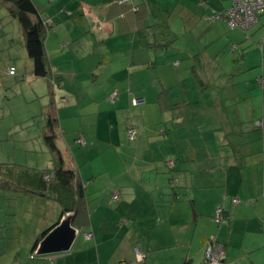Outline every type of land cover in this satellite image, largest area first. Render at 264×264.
Wrapping results in <instances>:
<instances>
[{"label": "crops", "instance_id": "obj_1", "mask_svg": "<svg viewBox=\"0 0 264 264\" xmlns=\"http://www.w3.org/2000/svg\"><path fill=\"white\" fill-rule=\"evenodd\" d=\"M78 1L70 0V8L64 0H33L48 25L47 56L79 39L57 27L65 15L79 9ZM81 2L79 12H84L82 20H88V28L80 32L90 37L102 64L118 65L120 75L112 78L118 80L122 92L112 99L110 77L101 74L108 86L91 101L98 106L96 110L86 114L77 94L63 96V104L56 107L57 127L65 135L57 146L67 166L78 173L74 190L81 186L84 190L81 218L69 213L74 214L72 225L78 235L69 252L37 256L43 233L68 214L54 193L45 194L46 176L53 177V172L10 174L5 182L8 213L24 216L33 229L25 233L28 238L17 237V247L0 249V264H206V247L213 239L223 251L220 264H264V15L242 31L231 29L222 17L232 0H136L133 5L123 0ZM73 60L63 59L60 64L70 65ZM48 61L52 75L57 66L49 56ZM213 81L223 86L224 91L215 95L223 101L219 105L234 110L235 125L250 134L245 138L248 151H235L232 161L213 152L195 155V149L203 143L208 148L209 141L192 139L191 127L183 126L185 136L166 130L167 114L173 118L169 131L179 132L178 121L192 107L188 101H176L175 96L181 94L173 95L171 90L180 85L187 95L193 84H200L198 92L209 94L208 84ZM201 100L206 102V98ZM117 110L129 126L126 133L137 129L133 144L126 145L130 156L123 155V150L111 162L99 161L101 165L95 166L88 147L108 142L96 136L102 129L100 122L94 125L95 133L90 124L85 132L69 127L81 115H105L111 121ZM109 125L104 128L117 133L119 125ZM115 138L111 137L109 147L121 145ZM229 143L231 149L239 145ZM221 207L229 215L218 225L215 216ZM8 240L13 243L12 238ZM0 243L7 244L1 235ZM136 249L146 255L143 262L137 261Z\"/></svg>", "mask_w": 264, "mask_h": 264}, {"label": "rangeland", "instance_id": "obj_2", "mask_svg": "<svg viewBox=\"0 0 264 264\" xmlns=\"http://www.w3.org/2000/svg\"><path fill=\"white\" fill-rule=\"evenodd\" d=\"M70 4V0H64V5H69L72 8ZM77 7L79 9L70 15H65L66 19L59 21L57 27L58 31L65 33V35L75 33L79 36V39L69 42L66 47L58 48V52L56 50L48 52L50 61L53 60L57 69L52 68L53 74L49 79H45L34 75L33 60L28 55L20 21L9 12L8 5L0 0V235L5 238L6 243L9 242V238H12L11 241L13 242L12 244L0 243L1 250L2 247H8L9 245L13 248L17 247V237L26 239L28 237L25 233L33 229H29L28 221L24 219V216L17 218V215L14 216L8 213V192L5 191L7 188L6 177L10 174L24 172H40L46 175L54 170L55 155L46 143V135L49 133L47 122L50 112L57 114V104L64 101V98H73L74 94H77L79 105H81L82 110H85L86 114L89 111L96 110L98 106L91 101L97 98L100 92L108 86V84H103L106 77L101 76V74L110 77L108 81L112 84L114 90L112 99L117 98V94L122 92L119 91L118 80L112 78L120 72L117 69L118 65L111 64V67H108L106 64L101 63L98 58V49H94L89 42L90 37L86 38L80 32L88 28V20L84 18L82 20L84 12H79L83 7L81 0L78 1ZM132 12L137 11L133 8ZM119 17H122V15L120 14ZM73 37L75 38V36ZM54 53H58L62 57H57ZM63 59L74 60L70 65H62L60 61ZM11 69L15 70V74L10 73ZM63 74L64 79L61 80L60 76ZM156 87L160 88L159 84ZM200 87V84H193L187 95L182 93L181 90L183 89L180 85L171 90L173 95L181 94V96H175L176 101H188L192 103V107L178 121L177 129L180 130L179 132L169 131L170 125H173V118L167 114L166 130L168 133L172 132L170 135L173 136L174 132L176 136L178 134L182 136L184 134L185 136V131H181L183 126H186L187 130L191 127L189 133H191L192 139L201 138L209 141L208 148L203 143L200 149H195V155L198 154V151L204 154L213 152L214 155L220 154L227 158L226 160L232 161L234 160L235 151H248V143L245 142V138L250 134L241 131L235 125L234 120L236 121L237 117L234 116V110L228 111L219 105L223 101L219 100V96L215 98V95L217 91L223 88L220 82L214 83L213 81L208 84V92H211L209 94H200L198 92ZM222 91L224 90L222 89ZM211 97H214L213 100H211ZM202 98H206L205 103L210 105L206 107L201 100ZM215 103L217 105L212 106ZM127 104L128 113H131L130 117L133 118V108L130 102ZM118 113H120V110L115 111L113 115L116 116L111 121H108L105 115H102V117L81 115L69 127V130L75 128L82 129L85 132L83 129L89 127L86 124H90L95 133L94 125L96 126L100 122L102 129L95 135H99L102 138L101 140L108 142H103L94 148L88 147V150L85 146H78L79 150L88 151L90 157L96 161L95 166L99 167L101 165L98 164L99 161L107 160L111 162L115 156L119 157V153L123 150V155L130 156L126 151V145L134 142L135 138L130 139L128 133H126V128L129 126H125V119L119 116ZM109 123L112 124V127L119 125L117 133L104 128V126L111 128ZM120 131L122 133L118 134ZM56 132L55 140H57V145L60 146V140H64L65 135L60 132L57 126ZM76 136H80L79 133ZM111 137H116L115 140H119L118 142L121 145L119 147H109ZM230 141L240 146L231 149L230 146H227ZM20 228L23 233L19 232ZM80 235L83 237L84 232L80 231ZM26 246H30V244H19L21 248Z\"/></svg>", "mask_w": 264, "mask_h": 264}, {"label": "trees", "instance_id": "obj_3", "mask_svg": "<svg viewBox=\"0 0 264 264\" xmlns=\"http://www.w3.org/2000/svg\"><path fill=\"white\" fill-rule=\"evenodd\" d=\"M1 1L8 5L9 12L20 21L24 32L26 49L29 57L33 60L34 75L36 77L49 79L51 77V70L45 46L48 25L39 15L33 0ZM57 122V115L54 112H50L47 122L49 133L46 135V143L48 148H50L55 155V160L53 177L48 182L45 180L47 183L45 189H48L45 194L47 196L52 195V193L55 194V198H57L64 207V214L74 213L75 218H81L79 212L81 209L79 207L84 199V190L82 186L80 190H74L78 186L75 184L78 173L67 166L66 157L56 144ZM233 205L236 204L233 202ZM221 208L224 212V218L226 219L229 213L224 210V207ZM45 234L46 233H43L42 237L45 236ZM38 243L35 245V249Z\"/></svg>", "mask_w": 264, "mask_h": 264}, {"label": "built area", "instance_id": "obj_4", "mask_svg": "<svg viewBox=\"0 0 264 264\" xmlns=\"http://www.w3.org/2000/svg\"><path fill=\"white\" fill-rule=\"evenodd\" d=\"M135 0H123V3L130 4ZM261 15H264V0H232V6L228 9L223 15V19L227 22L228 26L231 29H239L246 31L253 27ZM11 74H15V70L11 69ZM261 82V81H260ZM137 104L138 102L135 101ZM131 140L137 137V129L129 128L127 131ZM135 140V139H134ZM82 144H85L84 140H81ZM46 180L50 181L51 176H46ZM118 195H114V200H118ZM238 201L235 200L234 204H237ZM224 212L222 208H219L216 213L215 222L218 225L224 223ZM91 235H88L87 238H90ZM137 261L143 262L146 258V255L143 254L139 249L135 250ZM222 248H218L217 242L213 239L211 240L205 251V261L206 264H220L222 256Z\"/></svg>", "mask_w": 264, "mask_h": 264}, {"label": "water", "instance_id": "obj_5", "mask_svg": "<svg viewBox=\"0 0 264 264\" xmlns=\"http://www.w3.org/2000/svg\"><path fill=\"white\" fill-rule=\"evenodd\" d=\"M73 217L74 214L66 215L45 235L38 246L37 256L67 253L71 250L78 235V230L72 225Z\"/></svg>", "mask_w": 264, "mask_h": 264}, {"label": "clouds", "instance_id": "obj_6", "mask_svg": "<svg viewBox=\"0 0 264 264\" xmlns=\"http://www.w3.org/2000/svg\"><path fill=\"white\" fill-rule=\"evenodd\" d=\"M135 1H136V0H135ZM135 1H134V2H135ZM134 2H131V3H134ZM49 175L51 176L52 174H49ZM47 176H48V175H47ZM51 179H52V176H51ZM46 181H47V180H46Z\"/></svg>", "mask_w": 264, "mask_h": 264}]
</instances>
